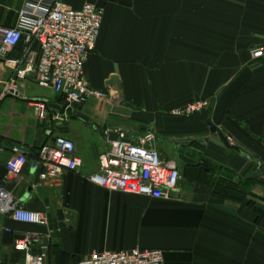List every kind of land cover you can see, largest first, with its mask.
Masks as SVG:
<instances>
[{"label": "crops", "instance_id": "0c3cea01", "mask_svg": "<svg viewBox=\"0 0 264 264\" xmlns=\"http://www.w3.org/2000/svg\"><path fill=\"white\" fill-rule=\"evenodd\" d=\"M26 1L0 0V26L15 27ZM63 2L105 10L85 79L108 99L61 116L51 106L65 99L34 76L18 82L19 94H5L14 70L0 60V188L49 217L39 227L0 215V264L5 257L24 264L15 242L27 235L38 238L34 253L50 238L49 264L136 249L162 251L165 264H264V58L251 56L264 46V0ZM196 100L210 108L192 118L171 114ZM37 101L47 104L44 120L31 105ZM119 128L154 133L162 160L177 163L171 199L110 193L88 180L110 148L105 133ZM58 137L74 142L83 167L40 181V148ZM14 146L29 163L21 182L7 183Z\"/></svg>", "mask_w": 264, "mask_h": 264}, {"label": "built area", "instance_id": "2783aa9c", "mask_svg": "<svg viewBox=\"0 0 264 264\" xmlns=\"http://www.w3.org/2000/svg\"><path fill=\"white\" fill-rule=\"evenodd\" d=\"M104 16V9L90 3L76 10L63 0H27L18 13L15 27L0 26V60L14 70L13 77L5 85V94H19L18 82L34 76L38 86L61 95L69 107L84 105L91 99L107 100L104 92L91 88L85 79V67L95 50ZM20 45L24 46L22 57L11 59V53ZM251 56L253 59L264 58V46L251 51ZM31 105L39 119L47 117L46 103L37 101ZM210 105L208 100H196L171 114L192 118L209 109ZM111 134H116L119 140L111 141L109 150L99 156L98 171L88 180L110 193L153 200L171 199L181 174L175 161L162 160L155 147V134L148 132L136 137L122 128L105 133L106 136ZM228 142L232 144V141ZM75 151L74 142L65 137L42 146L38 154L40 181L57 182L64 172H78L83 162ZM11 152L6 163V180L7 183H18L29 162L22 147L14 146ZM0 215L21 224L49 226L46 213L26 209L5 187L0 188ZM47 238L38 253L33 252L38 240L33 235L15 242L16 250L25 254L24 264H49L50 238ZM79 264H165V258L159 250L106 251L94 253Z\"/></svg>", "mask_w": 264, "mask_h": 264}, {"label": "water", "instance_id": "95a60500", "mask_svg": "<svg viewBox=\"0 0 264 264\" xmlns=\"http://www.w3.org/2000/svg\"><path fill=\"white\" fill-rule=\"evenodd\" d=\"M0 62H2V61H0ZM115 81H117V79H112L111 84H112L113 82H115ZM51 107L56 108L57 110H59V111H60L59 114H60L61 116H65L67 110L70 108V107H69V104H66V105H65L64 107H62V108L59 107V106H51ZM220 137H221V139L223 140V142L226 144V146H227V147H230V146H229V143H228L227 140H226V138H225L222 134H220ZM109 139H110L111 141H117V140H119L118 136L115 135V134L110 135ZM263 176H264V173L260 174V175L258 176V178L263 177ZM1 264H8V259H7V257H5L4 261H3Z\"/></svg>", "mask_w": 264, "mask_h": 264}]
</instances>
